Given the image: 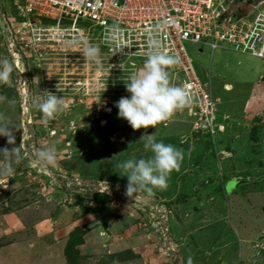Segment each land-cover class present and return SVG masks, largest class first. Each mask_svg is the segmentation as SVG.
<instances>
[{
  "label": "rangeland",
  "instance_id": "374dc122",
  "mask_svg": "<svg viewBox=\"0 0 264 264\" xmlns=\"http://www.w3.org/2000/svg\"><path fill=\"white\" fill-rule=\"evenodd\" d=\"M232 1L242 15L262 8ZM29 5L0 0V57L14 68L0 95L15 100L0 102V113L28 153L0 176V264H264V58L186 41L201 77L210 72L214 130H194L187 111L133 130L114 103L142 58L109 51L95 27L86 40L43 34L52 15ZM85 42L99 46V65L84 57ZM45 91L68 104L47 123L30 106ZM147 134L184 158L165 190L131 199L116 165L148 158ZM50 145L57 162L42 168L35 151Z\"/></svg>",
  "mask_w": 264,
  "mask_h": 264
},
{
  "label": "built area",
  "instance_id": "2783aa9c",
  "mask_svg": "<svg viewBox=\"0 0 264 264\" xmlns=\"http://www.w3.org/2000/svg\"><path fill=\"white\" fill-rule=\"evenodd\" d=\"M26 2L29 6L39 3L42 5L43 15H52L51 21L54 24L39 26L43 34L53 33L59 38L68 36V41H75L84 31L87 33L91 28H99L98 37L106 42L109 51H121L120 54L123 55L141 57L143 62L148 51L147 38L149 34L154 35L160 41L162 50L180 59L169 71L178 74L177 85L186 87L190 101L177 112H189L193 117V129L200 130L201 133L207 127H210L211 132L214 130L211 125L215 118L217 99L209 90V72L205 73L206 79L201 77L186 49V41L201 44L200 51L202 45H207L212 51L229 48L234 52L264 58V0L254 6L255 9L262 6L254 14L239 13L238 16L234 15L238 12L232 0ZM113 25L118 27V33L111 31ZM218 125L216 128L223 129L222 124Z\"/></svg>",
  "mask_w": 264,
  "mask_h": 264
},
{
  "label": "clouds",
  "instance_id": "9594fccd",
  "mask_svg": "<svg viewBox=\"0 0 264 264\" xmlns=\"http://www.w3.org/2000/svg\"><path fill=\"white\" fill-rule=\"evenodd\" d=\"M111 31L118 33L119 29L113 25ZM147 48L142 68L124 83L128 95L122 96L114 103L118 110L117 117L127 121L133 130L146 129L149 126L155 128L190 101L186 87L170 82L169 69L180 62L179 57L162 50L160 41L151 34L147 38ZM100 52L99 46L90 42L83 48L84 57L96 65L100 64ZM13 71L9 59L0 57V85L11 82ZM44 93L46 98L31 99L30 106L35 107L42 114L43 122L47 123L63 112L68 104L63 97H58L55 93ZM4 101L9 105L15 104V100L0 95V102ZM15 132V126L0 113V137H4L7 142L6 147H0V160L5 161L0 167V176L11 174L14 171L13 164L20 163L28 155L16 146ZM142 137H147L143 147L151 155L148 158H128L116 165L121 170L119 174L127 178L125 195L131 199H134L137 193L143 192L150 197L156 190H165L170 174L180 168L184 158L181 149L170 143L157 141L153 134ZM56 157L57 149L54 145L36 150L34 154L35 162L42 168L54 166Z\"/></svg>",
  "mask_w": 264,
  "mask_h": 264
},
{
  "label": "bare ground",
  "instance_id": "6f19581e",
  "mask_svg": "<svg viewBox=\"0 0 264 264\" xmlns=\"http://www.w3.org/2000/svg\"><path fill=\"white\" fill-rule=\"evenodd\" d=\"M234 15H235V16H238V15H239V13H234ZM249 19H251V18L249 17ZM249 19H248V20H249ZM227 86H228V85H227Z\"/></svg>",
  "mask_w": 264,
  "mask_h": 264
}]
</instances>
